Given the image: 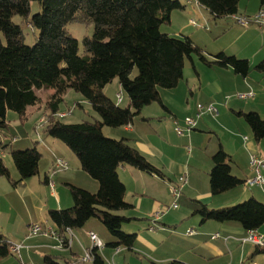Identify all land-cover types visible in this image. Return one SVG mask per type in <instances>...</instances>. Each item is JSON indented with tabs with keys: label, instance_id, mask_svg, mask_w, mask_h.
I'll return each mask as SVG.
<instances>
[{
	"label": "trees",
	"instance_id": "trees-1",
	"mask_svg": "<svg viewBox=\"0 0 264 264\" xmlns=\"http://www.w3.org/2000/svg\"><path fill=\"white\" fill-rule=\"evenodd\" d=\"M40 10L30 15V0H0V176L9 178L13 186L38 174L41 153L36 148L11 150L18 181L11 179L2 160L1 134L7 129V112L14 111L25 117L27 108L41 103L37 91L53 89L45 99L47 110L44 131L59 139L76 155L82 171L98 184L91 192L66 183L72 205L49 208L47 220L66 242L65 233L81 228L92 217L97 218L115 238L108 246L132 249L135 233L121 229L123 222L134 220L119 214L132 205L124 200V184L118 177L121 165H131L141 171L162 176L163 173L125 138L105 135L103 127L119 128L129 125L139 116L141 109L153 102L161 103L159 88H173L183 76L185 62L194 67V59L206 66L231 67L239 76H247L252 68L246 59L219 52L209 56L189 36H173L160 30L162 23H170V13L183 9L179 0H33ZM240 0H195L213 20L230 18L237 14ZM261 7L264 0H258ZM18 15L21 23L37 31L33 44L24 42L21 23L12 18ZM92 23L93 33L79 42L66 31L69 22ZM136 68V74L131 73ZM264 74V59L254 65ZM117 78L128 103L120 92L116 102L103 93V88ZM79 92L90 104L98 119L64 122L59 117L60 104L68 90ZM120 94L121 100H117ZM162 104V103H161ZM252 136L264 139V118L257 112L242 113ZM65 117V116H64ZM213 166L209 176L210 194L217 195L242 184L231 173L230 156L219 148L211 157ZM47 177L43 178L45 183ZM195 213L201 221H235L244 230L259 229L264 225V203L247 198L223 208L201 205ZM8 239L0 233V259L10 254ZM250 257L264 255V246L255 245ZM94 252L95 264H102ZM44 263L55 264L50 255ZM168 264H187L172 259Z\"/></svg>",
	"mask_w": 264,
	"mask_h": 264
},
{
	"label": "crops",
	"instance_id": "crops-1",
	"mask_svg": "<svg viewBox=\"0 0 264 264\" xmlns=\"http://www.w3.org/2000/svg\"><path fill=\"white\" fill-rule=\"evenodd\" d=\"M180 3L184 7L170 13L171 23L173 17L188 16L189 22L196 21L193 17H201L203 20L207 17V10L194 0H184ZM260 7L258 0H240L237 14H250ZM211 22L213 27H216L215 36L212 38L211 33V39H218L211 44L213 46L218 43L211 47V56L223 52L226 55L231 53L236 57H244L247 61L251 59L256 62L258 59L259 61L264 59L263 29L254 24L240 28L231 18L213 20L211 17ZM198 25L207 28L204 23ZM184 29L181 28L182 31ZM229 35L233 36V40H242L236 49H231L232 46L226 40L227 43L220 42ZM190 37L195 39L193 35ZM258 62L249 65L251 67ZM187 63L185 62L183 76L175 87L158 89L162 104L153 102L144 106L139 116L129 125L102 128L103 133L109 137L127 139L130 145L163 173L162 176H158L131 165L119 166L117 173L125 187L124 200L132 205L131 209L120 211L122 213L119 214L134 218L123 229L135 233L136 238L132 249L121 246L116 251L107 243L97 251L102 264L109 260L114 264H137V256L150 258L154 264H168L172 259H179L187 264H264L263 254L250 259L256 246L242 241L246 230L238 222L201 221V216L195 213L201 205L211 209L223 208L250 197L264 203V169L261 186L245 187L243 184L253 175L249 165L251 156L258 159L264 157V139L259 141L254 139L248 124L240 114L255 111L264 118V81L263 85L259 83L257 74L249 73L242 77L235 74L231 67H219L215 64L206 66L197 59H194V67L190 62ZM230 82L234 86L228 89L226 85ZM52 91L53 89H48L46 97ZM238 92L252 93L253 98L248 102L230 98ZM225 96L230 98L229 102L222 99ZM197 104H213L218 114L214 116L204 112L196 119L194 129L187 135L178 136L175 125L183 126L184 118L194 115ZM41 140L44 149L42 157L47 159V155L51 156L49 158L51 165L55 158H62L65 161L67 158L70 161L69 164L66 161L68 170L62 174L64 184L70 183L91 192L97 191V182L81 170L79 161L77 164L62 144H57L53 140ZM219 148L230 156L231 173L239 178L242 184L212 195L209 190L208 173L213 166L211 157ZM45 176L47 177L45 184L49 181L52 182V186L51 191L48 189L50 200L48 201L46 197V202L39 207L41 213L26 219L25 224L15 220L8 225L0 222V233L9 242L21 245L19 252L10 251L8 256L0 259V264H40L39 260L43 257L44 262L45 255H50L55 264H61L58 259L64 264H95L83 262L80 258L84 250L90 247L88 232H94L106 242L109 240L97 218L92 217L83 227L70 229L65 233L71 240L69 247L59 249L58 241L52 237L28 236L31 224L41 221L51 224L45 216L47 209L66 208L73 203L70 194L65 190L61 191L50 175L45 173ZM183 176H186L185 183H182ZM171 186L180 188L178 196L172 195ZM174 202L177 204L176 208L171 207ZM158 211L159 216H155ZM189 229L194 232L186 235ZM257 231L264 237V225ZM216 233L219 236L212 238ZM139 262L140 264L143 262L140 257Z\"/></svg>",
	"mask_w": 264,
	"mask_h": 264
},
{
	"label": "rangeland",
	"instance_id": "rangeland-1",
	"mask_svg": "<svg viewBox=\"0 0 264 264\" xmlns=\"http://www.w3.org/2000/svg\"><path fill=\"white\" fill-rule=\"evenodd\" d=\"M180 1L184 2V0H180ZM248 8H251V6H248ZM258 9H256L254 12L250 14L256 13ZM39 10H40V6L37 3V1L30 0V15ZM176 12H180V11H176ZM188 18H189L188 16L179 17V18L173 17V22L167 24L162 23L160 25V30L163 33H169L170 35L177 37H181V36L190 37V35H193L195 39L190 37L192 41L197 46L203 48L207 53H209V55H211V47H214L218 44L217 43L216 45L211 46L213 42H216V40H218V39H211V33H213L212 38H214L216 33V27H213V24L211 22V16L207 14V17H204V20L201 17H193L196 19L197 23L199 24L204 23L207 28L200 27L199 25L193 26L192 24H190ZM12 20L18 24L21 23V18L18 15H15L12 18ZM20 25L23 30L24 42L26 44H33L36 38L37 31L35 29L31 30L30 27L24 23L23 24L21 23ZM182 27L185 28L183 31L181 30ZM239 27L243 28L241 26ZM65 28L66 31L71 36H73L78 40L79 53L83 54L84 51H83L82 39L85 36L90 37L92 35L93 24L73 21L67 23ZM188 33H190V35ZM225 40L230 43V45L232 46L231 49H236L242 43V40H233L232 35L225 36L220 42H226ZM227 54L231 55V53H227ZM237 57L239 59H244V57L241 56H237ZM258 61L259 59L256 60V62ZM248 62L250 63V65L256 63L253 62V60L251 59H248ZM186 64L188 63L186 62ZM251 67L252 70L250 74H257L259 83L263 85L264 75L258 73V71L254 69V66ZM135 74H136V68L133 69L131 76L133 77ZM226 86L228 89H230L234 86V84L230 82L229 85ZM47 91L48 89H41L37 91V95L40 97V99L42 97L43 101L41 100V103L38 105L28 107L27 114L25 115L24 118L19 117L14 111L9 110L7 112L6 118H7L8 127L7 129L3 130L4 132L1 134L2 145L4 146L2 150V160L9 170V175L11 179L14 181H18L19 179L18 171L16 170L12 157L10 155L11 150H24L29 148H36L37 151L41 153V158L39 160L38 174L26 178L23 182L17 183L15 187L13 186V184L11 183L8 177L0 176V222H2L3 225L11 224V221L13 220L25 224L26 219H29L34 214L41 213V209L39 207L46 202L45 200L46 197L48 201L50 200L48 196V191L49 190L51 191V186L43 182V177L45 173L51 176V178L54 180V183L58 184L57 186L60 188L61 191L63 192L66 191L67 194H69L68 188L63 183L64 180L62 178V174H64V172H67L68 169L54 170L53 164L51 165L49 160L51 156L47 155V159H44V156L42 157V154L44 153V149L42 147L41 139H47L48 141L53 140L57 144L59 143L62 144V146H64L66 151L70 154L71 158H73V160L76 161L78 164V159L76 155L69 147H67L59 139L49 136L44 131L45 117L47 114V110L45 109L44 102H45V97L47 95ZM116 92H120L122 95V101L119 102V105L125 107L128 103V99L124 91L120 88L117 78H114L111 82L105 85V87L103 88V93L108 97H111L116 102L115 99ZM241 93H247V92H241ZM238 94L239 92L234 94L233 96L231 95L230 98L247 100V102L251 101L252 100L251 98H253V96L247 98H240L238 97ZM230 98H226L225 96L222 99L224 101L228 100L229 102ZM226 110L229 111V109ZM60 113L65 114V117L60 118L64 122H79L82 120L92 121L95 119L94 117H98V115L93 111L90 104L83 98V96L79 92H76L72 89L67 91V93L64 96V101L60 104ZM185 154L187 155V152ZM65 159L69 164L70 161L67 158ZM169 205H171V203H169ZM51 208L56 209L57 207H51ZM44 212L42 211V213ZM45 216H46V212H45ZM99 225L101 226L102 230H104V232L107 234L109 239L107 242L102 239L104 246L107 243L115 241V238L107 231L106 227L101 222L99 223ZM127 225L128 222H123L121 229L124 231ZM14 230L16 231L15 226H14ZM126 233L129 234L133 232H126ZM39 237H43V236L36 235V236H31L30 238H39ZM137 257H138L137 264H140L139 257L144 262V263L142 262V264H154L152 263L150 258L147 257L144 258L143 256H137ZM58 260L60 261L61 264H64V262L61 259ZM39 262L40 264H44L43 257L39 260Z\"/></svg>",
	"mask_w": 264,
	"mask_h": 264
},
{
	"label": "built area",
	"instance_id": "built-area-1",
	"mask_svg": "<svg viewBox=\"0 0 264 264\" xmlns=\"http://www.w3.org/2000/svg\"><path fill=\"white\" fill-rule=\"evenodd\" d=\"M195 2V0H194ZM196 3V2H195ZM231 20L238 24L241 27H248L251 24H254L258 26L259 28L264 30V6L260 7L258 11L254 14H233L230 16ZM190 23L193 26H197V22L195 20H190ZM202 26V25H201ZM253 96L252 93H239L238 97L240 98H247ZM117 100H121L120 94L117 95ZM204 112H209L210 114H213L216 116L218 114L217 108L213 104H197L195 113L193 116H186L183 120L184 125L179 126L175 125V132L178 136H184L187 135L194 127L196 126V119H198ZM64 113H60L59 117H64ZM250 168L253 172V175L246 179L243 184L245 187H253V186H261L263 184V175L262 170L264 169V157L261 159H258L254 156H251L249 161ZM54 170H60V169H67L68 164L67 162L62 158H55L53 162ZM182 183L186 182V176H183ZM50 186H52V182H47ZM170 191L173 196H178L180 192V188L178 186H171ZM172 208H176L177 204L174 202L171 205ZM160 211L155 213V216H159ZM150 229H154V227H150ZM194 230L189 229L185 234L189 235L192 234ZM36 235H43L55 238L58 241V248H64L69 247L71 244L70 239H66L67 241L64 242L58 235L56 229L53 225L47 223L46 221H41L37 223H33L28 228V236H36ZM88 236L90 239V247L84 250L83 255L81 256V261L83 262H93L94 260V252L97 253L98 250H101L104 247V244L102 240L92 231L88 232ZM219 236L218 233L214 234L212 238H217ZM243 242H250L254 245L258 246H264V237H262L257 230L250 229L246 231V235L242 238ZM9 250L12 252H19V248L21 247L20 244L17 243H9L8 245ZM116 251L119 250V248H115ZM105 264H114L113 261L109 260L105 262ZM249 264H255V263H249Z\"/></svg>",
	"mask_w": 264,
	"mask_h": 264
}]
</instances>
